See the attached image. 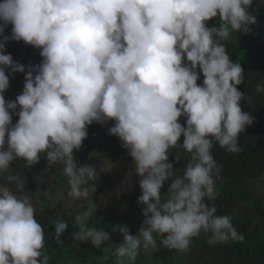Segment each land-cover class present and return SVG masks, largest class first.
<instances>
[{
	"label": "clouds",
	"instance_id": "9594fccd",
	"mask_svg": "<svg viewBox=\"0 0 264 264\" xmlns=\"http://www.w3.org/2000/svg\"><path fill=\"white\" fill-rule=\"evenodd\" d=\"M253 0H3L0 33V176L20 159L30 168L41 154L49 167L62 164L68 196L95 192L96 170L73 156L92 123L113 121L109 134L127 150L139 178L143 222L135 236L119 228L123 240L116 264H135L138 250L160 244L187 252L193 238L207 234L209 246L242 241L231 217L216 215L214 174L220 168L213 142L229 153L241 151L238 137L253 123L242 111L245 94L240 63L221 41L231 32L246 33L255 23ZM218 26L208 27L213 18ZM8 40L40 50L34 67L5 54ZM25 73L22 92L6 101L5 70ZM202 79V84L197 81ZM257 92L264 86L257 85ZM18 117L12 124V116ZM184 118L185 124L179 122ZM96 137V134L92 135ZM183 137V142L178 143ZM189 154L183 174L170 163L169 151ZM92 182V183H90ZM165 182L169 186L162 195ZM81 221L79 238L100 248L110 237ZM67 222L55 226V237ZM44 230L31 200L0 186V264H49L43 254Z\"/></svg>",
	"mask_w": 264,
	"mask_h": 264
},
{
	"label": "trees",
	"instance_id": "16d2710c",
	"mask_svg": "<svg viewBox=\"0 0 264 264\" xmlns=\"http://www.w3.org/2000/svg\"><path fill=\"white\" fill-rule=\"evenodd\" d=\"M3 0H0L2 3ZM249 12L254 16L255 23L248 26L249 31L231 32L229 37L221 41L224 44L227 54L234 63H240L243 69V82L237 86L238 91L245 94L241 100L242 111L250 113L253 123L246 126L245 132L238 137V153H229L220 148L214 141L211 154L220 168L218 176L214 174V195L213 199H206L209 206L215 205L216 215H227L231 217V223L236 231L243 236L242 241H229L209 246L207 244V234L201 233L199 237L193 238L190 248L187 251L186 261L188 264H264V209L260 206L262 198L257 202L253 209H238L240 204L249 199V184L252 180L264 175V92H257V85L264 86V0H253ZM219 20L213 18L207 22L208 27L218 26ZM11 25L5 27L0 33V42L3 37L11 35ZM5 54L12 56L14 63L28 67H34L41 63L42 57L40 50L25 45L23 41L8 40L5 43ZM9 77V87L4 92L6 101H14L22 92L25 83V73H13L5 70ZM202 77L197 84H202ZM18 117L12 116L14 125ZM179 122L183 126L184 118ZM108 122L104 124L92 123L87 127V137L83 140L81 148L74 150L73 156L78 165H86L89 158V148L91 144L88 138L95 134V130L104 131ZM107 129V128H106ZM93 132V133H92ZM118 141L119 145H112V154L118 160H131L127 150L122 148L120 140L111 135ZM183 142V137L178 143ZM168 162L175 161L179 156V162L174 163V169H178V174L182 175L189 162V154L180 148L169 151ZM41 154L37 164L30 168L24 166L23 160L17 159L10 165L8 175L16 177V180L25 179L28 182L36 181V178L43 172V165L47 161ZM7 181L4 176H0V182ZM92 183V182H90ZM95 192L93 197L100 191V182L96 177ZM168 182H165L161 189L164 195L168 189ZM140 187L137 190L126 193V202L134 210L141 205L138 204V197L141 195ZM37 222L44 230L43 254L49 258V264H94L84 263L82 257L86 254L100 255L109 253L106 243L100 248L94 247L90 241L79 238V227L76 225L75 215H69L62 210L59 205L53 207L43 206L39 212H35ZM67 222V228L60 236V241L55 237V226L58 222ZM111 236V234H110ZM111 240V239H110ZM177 250H169L157 240V249L147 253L152 264H170ZM146 253L143 249L138 250L135 264H144ZM79 260L80 263L75 262ZM113 258L105 259L99 264H116Z\"/></svg>",
	"mask_w": 264,
	"mask_h": 264
},
{
	"label": "rangeland",
	"instance_id": "374dc122",
	"mask_svg": "<svg viewBox=\"0 0 264 264\" xmlns=\"http://www.w3.org/2000/svg\"><path fill=\"white\" fill-rule=\"evenodd\" d=\"M113 124V121H108L107 129L105 128L102 132L97 129L96 137L88 138L91 146L86 165L96 170V177L100 182V191L97 192L96 198L91 193L86 199L69 197L67 177L63 174V166L60 163L53 164L51 167L48 162L44 163L43 172L34 182H28L25 179L0 182V186L9 187L18 197H28L35 212H39L42 205L49 207L59 205L67 214L75 215L76 219L83 218L85 226L102 228L107 232L111 239L106 242L109 253L94 256L86 254L82 257L84 263L99 264L108 258L115 260L116 247L123 240L119 228L126 226L129 234L135 236L143 222V205L134 210L126 202V193L139 189V178L135 174L132 160H118L112 154L111 146L119 145L118 141L109 134ZM44 160L47 161L45 158ZM249 188V199L243 201L238 209L240 211L253 209L260 198H262L260 206L264 209V175L252 180ZM80 224L81 221L76 220L79 229ZM156 239L160 241L161 238L156 237ZM145 255L144 264H152L148 254ZM186 256L187 252L177 251L170 264H188ZM75 262L80 263L79 260Z\"/></svg>",
	"mask_w": 264,
	"mask_h": 264
}]
</instances>
